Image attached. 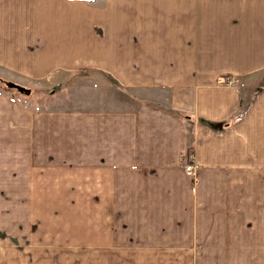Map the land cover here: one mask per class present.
Here are the masks:
<instances>
[{
	"label": "crops",
	"instance_id": "obj_1",
	"mask_svg": "<svg viewBox=\"0 0 264 264\" xmlns=\"http://www.w3.org/2000/svg\"><path fill=\"white\" fill-rule=\"evenodd\" d=\"M92 3L0 0L35 72L89 74L77 106L0 108L8 196L56 174L126 263H264V0Z\"/></svg>",
	"mask_w": 264,
	"mask_h": 264
},
{
	"label": "rangeland",
	"instance_id": "obj_2",
	"mask_svg": "<svg viewBox=\"0 0 264 264\" xmlns=\"http://www.w3.org/2000/svg\"><path fill=\"white\" fill-rule=\"evenodd\" d=\"M8 30L4 24H0V108L5 103H19L39 110L77 106L79 83L89 74L80 71L79 66L67 69L70 66L65 65L49 68L48 72L42 74L35 72L40 62L34 65L29 55L30 41H26L28 45H22ZM14 45L28 49L14 53V49H11ZM90 73L94 79V72ZM99 79L92 83H99ZM9 123L8 128L9 125L13 127V120H9ZM55 175L48 177L55 181L25 183V191L20 184L17 193L26 195L25 198L9 197L18 184L6 181L12 178L11 174L0 176V264H130L122 261L121 258L125 256L112 257L104 251L105 254L98 252L92 243L83 244L90 242L83 238L93 237L94 233V225L87 222L86 217L80 222L78 208L80 201L85 200L68 197L72 195L67 187L70 184L57 182ZM159 258L160 262L156 257V262L151 264H171Z\"/></svg>",
	"mask_w": 264,
	"mask_h": 264
},
{
	"label": "built area",
	"instance_id": "obj_3",
	"mask_svg": "<svg viewBox=\"0 0 264 264\" xmlns=\"http://www.w3.org/2000/svg\"><path fill=\"white\" fill-rule=\"evenodd\" d=\"M227 82H236V79L230 78ZM184 172L187 176H193L196 169L199 167L194 156L191 153H186L182 156Z\"/></svg>",
	"mask_w": 264,
	"mask_h": 264
},
{
	"label": "trees",
	"instance_id": "obj_4",
	"mask_svg": "<svg viewBox=\"0 0 264 264\" xmlns=\"http://www.w3.org/2000/svg\"><path fill=\"white\" fill-rule=\"evenodd\" d=\"M28 91H30V89H28ZM28 93V92H27Z\"/></svg>",
	"mask_w": 264,
	"mask_h": 264
}]
</instances>
